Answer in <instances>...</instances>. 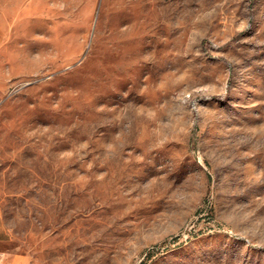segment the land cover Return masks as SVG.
<instances>
[{"label":"rangeland","instance_id":"1","mask_svg":"<svg viewBox=\"0 0 264 264\" xmlns=\"http://www.w3.org/2000/svg\"><path fill=\"white\" fill-rule=\"evenodd\" d=\"M0 264H264V0H0Z\"/></svg>","mask_w":264,"mask_h":264}]
</instances>
